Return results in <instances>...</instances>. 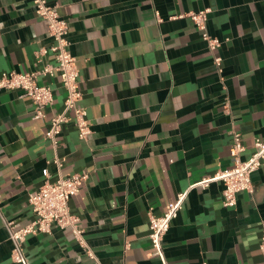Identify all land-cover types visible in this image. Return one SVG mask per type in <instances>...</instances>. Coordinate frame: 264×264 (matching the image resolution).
Here are the masks:
<instances>
[{"label":"crops","instance_id":"1","mask_svg":"<svg viewBox=\"0 0 264 264\" xmlns=\"http://www.w3.org/2000/svg\"><path fill=\"white\" fill-rule=\"evenodd\" d=\"M50 2L69 22L91 133L81 138L70 121L57 149L46 138L66 96L57 76L38 79L54 95L43 117L21 90L0 89V264H20L5 220L27 225L29 195L59 169L88 174L70 205L96 259L54 225L26 236L33 264H164L153 254L150 212L162 214L184 191L163 240L168 264H264V160L251 173L253 193H238L233 206L223 180L190 188L232 165L235 132L243 159L264 137V0ZM204 9L221 40L215 53L189 16ZM52 42L32 0H0V77L53 63L50 52L39 59Z\"/></svg>","mask_w":264,"mask_h":264},{"label":"built area","instance_id":"2","mask_svg":"<svg viewBox=\"0 0 264 264\" xmlns=\"http://www.w3.org/2000/svg\"><path fill=\"white\" fill-rule=\"evenodd\" d=\"M36 14L47 25V31L53 42L49 49H43L42 55L52 54L53 63H45L40 69L30 72L5 71L0 77V89H18L24 95L29 96L36 108V117L44 116V108L53 104L54 95L52 87L48 84H39L40 76L59 77L66 91L63 109L54 113L50 118V126L46 132L52 146L57 149L59 135L66 123L73 121L81 138H87L91 133L90 122L87 118V110L81 105L82 90L80 87V72L75 56L70 52L69 22L64 18L56 4L50 0H32ZM210 9L200 10L189 14L197 28L202 32L208 47L214 53L221 46V40L208 31V13ZM214 61L221 70L222 57L215 54ZM246 150L240 133L235 132L230 154L232 165L226 169L218 170L214 176L203 178L192 184L191 187L205 186L214 180L224 182V204L233 206L236 204V196L240 192L253 193L254 184L251 173L258 169L264 160V137H257L254 141V150L246 159L242 153ZM54 163L59 168L62 161L57 156ZM86 172L64 175L59 169L55 179L47 178L44 183L29 195V203L34 213V218L25 226L5 220V226L12 241V258L20 264H33L24 251V241L28 234L50 233L54 225L61 229L70 228L76 241L82 246L85 253L92 259H96L93 248L85 238V229L80 224L78 215L71 211L70 200L76 196L82 184L87 180ZM188 191L178 194L175 201L170 202L166 210L158 215L150 212L149 237L154 248L153 254L161 257L164 264H168L164 254V236L172 221L178 216ZM260 250L264 256V234L261 237ZM201 264H208L203 261Z\"/></svg>","mask_w":264,"mask_h":264}]
</instances>
